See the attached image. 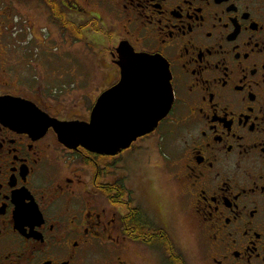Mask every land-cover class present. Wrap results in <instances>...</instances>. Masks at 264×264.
<instances>
[{
	"label": "flooded vegetation",
	"instance_id": "obj_1",
	"mask_svg": "<svg viewBox=\"0 0 264 264\" xmlns=\"http://www.w3.org/2000/svg\"><path fill=\"white\" fill-rule=\"evenodd\" d=\"M30 9L56 36L87 31L83 53L110 43L116 73L76 102L81 114L27 82ZM123 44L165 63L169 113L116 155L62 146L49 119L89 123L95 109L109 119L99 100L120 83ZM16 75L25 86L6 81ZM11 99L25 105L14 119L1 109ZM153 156L167 160L200 264H264V0H0V264H129L134 247L177 264L165 208L127 183Z\"/></svg>",
	"mask_w": 264,
	"mask_h": 264
},
{
	"label": "rangeland",
	"instance_id": "obj_2",
	"mask_svg": "<svg viewBox=\"0 0 264 264\" xmlns=\"http://www.w3.org/2000/svg\"><path fill=\"white\" fill-rule=\"evenodd\" d=\"M25 14L30 20L32 36L37 40L34 44H39L37 46L30 44V55L26 60L27 64H30V69H25L30 77L27 82L30 81L34 87L44 86L46 92L52 94L53 100L56 99L55 101L59 104L61 102L66 104L64 106L66 111L81 114L79 110H76V102L83 104L80 101L83 97L91 96L96 87L97 89L101 87L106 79H111L116 73V69L110 65L108 39L106 37L98 39L100 53H83L82 50L86 49L83 45L84 41L91 42L87 31L83 34L84 41L81 39L76 41L68 37L65 29L61 30L59 37L56 36L57 29L49 25L45 18H41V15L33 9L27 10ZM39 28L44 32L41 33ZM47 33L51 40L45 38L44 42L42 37ZM19 79L16 75L6 81H10L16 88H21L25 86V81L21 83L18 82ZM164 160L167 162L165 158ZM164 160L153 156L142 172H136L138 176L129 173L128 186L134 184L138 187L139 197L151 208L160 209V204L163 205L166 210L165 218L168 220L169 239L175 246V253L181 264H200L199 253L194 245L196 238L193 228L189 219L181 216L183 220H180V210L175 197L172 196L173 188L169 185L167 164ZM157 198L161 199L162 203H157ZM160 217H162L161 214ZM132 251L133 255L123 256L129 264H159L157 261L160 260V256L156 251L148 253L147 250L142 251L139 247L132 248Z\"/></svg>",
	"mask_w": 264,
	"mask_h": 264
},
{
	"label": "water",
	"instance_id": "obj_3",
	"mask_svg": "<svg viewBox=\"0 0 264 264\" xmlns=\"http://www.w3.org/2000/svg\"><path fill=\"white\" fill-rule=\"evenodd\" d=\"M119 47L120 83L99 100L100 108L105 103L112 106L109 119L97 109L92 112L89 123H60L49 119L45 126L54 129L62 146L82 147L93 154L116 155L138 137L151 133L169 113L173 98L165 63L159 57L134 53L127 45ZM18 106L25 105L11 99L1 109L10 108L7 115L14 119L12 113Z\"/></svg>",
	"mask_w": 264,
	"mask_h": 264
},
{
	"label": "trees",
	"instance_id": "obj_4",
	"mask_svg": "<svg viewBox=\"0 0 264 264\" xmlns=\"http://www.w3.org/2000/svg\"><path fill=\"white\" fill-rule=\"evenodd\" d=\"M135 239L139 241L141 238L138 235H136ZM160 244H161V247H164V248L167 246V242H165V243L160 242ZM177 264H181V261L179 260V258L177 259Z\"/></svg>",
	"mask_w": 264,
	"mask_h": 264
}]
</instances>
